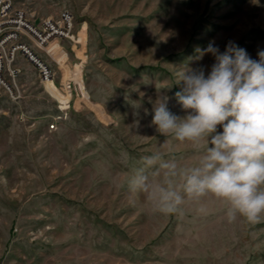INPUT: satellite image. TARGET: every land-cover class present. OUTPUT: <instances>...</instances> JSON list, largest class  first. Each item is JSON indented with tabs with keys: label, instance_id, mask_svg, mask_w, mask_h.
<instances>
[{
	"label": "rangeland",
	"instance_id": "1",
	"mask_svg": "<svg viewBox=\"0 0 264 264\" xmlns=\"http://www.w3.org/2000/svg\"><path fill=\"white\" fill-rule=\"evenodd\" d=\"M13 1L36 22L70 11L75 37L37 50L55 88L20 55L16 95L0 99V264H264V222L228 223L211 195L154 214L122 186L157 149L196 163L193 144L150 126V101L184 115L175 73L192 59L207 74L214 58L195 57L209 41L257 59L264 0Z\"/></svg>",
	"mask_w": 264,
	"mask_h": 264
},
{
	"label": "clouds",
	"instance_id": "2",
	"mask_svg": "<svg viewBox=\"0 0 264 264\" xmlns=\"http://www.w3.org/2000/svg\"><path fill=\"white\" fill-rule=\"evenodd\" d=\"M196 52V60L211 55L214 63L206 74L190 59L175 73L184 115L159 94L150 101V126L166 139L193 144L198 160L181 165L157 149L133 164L122 186L154 214L183 215L187 202L200 205L211 195L224 203L228 223L242 218L255 226L264 222V51L253 59L233 42L221 52L213 40Z\"/></svg>",
	"mask_w": 264,
	"mask_h": 264
},
{
	"label": "built area",
	"instance_id": "3",
	"mask_svg": "<svg viewBox=\"0 0 264 264\" xmlns=\"http://www.w3.org/2000/svg\"><path fill=\"white\" fill-rule=\"evenodd\" d=\"M73 15L64 11L59 20L45 18L36 22L31 14L15 5L13 0H0V99L14 97L21 69L16 65L18 56H25L37 69L43 82L52 81L54 71L38 49L51 54L50 43L58 38L74 39ZM51 128L54 125L51 124Z\"/></svg>",
	"mask_w": 264,
	"mask_h": 264
},
{
	"label": "bare ground",
	"instance_id": "4",
	"mask_svg": "<svg viewBox=\"0 0 264 264\" xmlns=\"http://www.w3.org/2000/svg\"><path fill=\"white\" fill-rule=\"evenodd\" d=\"M48 82H50V81H46V83H48Z\"/></svg>",
	"mask_w": 264,
	"mask_h": 264
}]
</instances>
